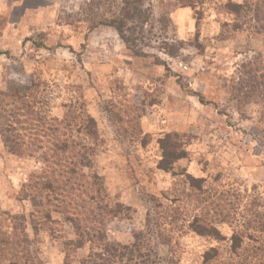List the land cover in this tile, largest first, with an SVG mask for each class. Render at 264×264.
<instances>
[{
  "label": "rangeland",
  "instance_id": "1",
  "mask_svg": "<svg viewBox=\"0 0 264 264\" xmlns=\"http://www.w3.org/2000/svg\"><path fill=\"white\" fill-rule=\"evenodd\" d=\"M120 1L0 0V102L9 110L0 113V264H80L90 255L93 246L74 249L68 207L39 185L48 167L60 172L54 163L92 152L90 169L71 178L103 180L112 202L131 210L105 221L107 241L130 245L148 230L153 264H201L212 248L225 257L233 232L264 226V101L240 91L250 70L264 75V26L247 14L233 32L243 16L225 4L241 0H203L180 10L185 20L174 3L147 0V19L127 27L130 51L113 29L90 30L118 14ZM167 135L186 152L168 173L157 168ZM62 141L73 151L61 153ZM184 174L205 181L209 201L198 214L215 219L208 204L225 205L216 226L225 241L168 225L167 197L186 190ZM257 238L247 252L262 250L264 233Z\"/></svg>",
  "mask_w": 264,
  "mask_h": 264
},
{
  "label": "trees",
  "instance_id": "2",
  "mask_svg": "<svg viewBox=\"0 0 264 264\" xmlns=\"http://www.w3.org/2000/svg\"><path fill=\"white\" fill-rule=\"evenodd\" d=\"M146 1L147 0H121L118 14L99 19L98 22L91 25L90 30L97 27L111 28L116 32L126 48L129 49L130 38L126 35L129 32L127 27L132 23L141 20L144 21L145 18L147 19L145 10L143 9ZM159 1L172 2L177 5V9H194L203 2V0ZM225 7L228 11L227 14L239 18L241 15L243 16V23L241 25L233 24V32L242 30L248 18L247 14H250L251 21L256 25H260V29L262 30V26H264V0H244L240 4L228 1ZM228 27H230L229 24H223V28ZM247 75L250 77L240 88V91H243L247 98L261 96L260 98L264 101V75L258 74L257 71L252 72L251 70L247 72ZM14 94V97H17L18 93L14 92ZM7 108V106L3 107V102H0L1 114H6L9 111ZM16 112L18 113L19 111L16 109ZM14 114L15 113H11L8 117ZM8 142V140L5 141V144ZM159 144L162 154L157 168L160 171L168 173L177 161L186 157V152L183 150V146L177 147V143L174 144L172 137L169 135L161 140ZM72 146H74V144L62 141L60 144L61 153L73 151ZM92 149L93 147L89 148L83 146V150H85L86 153H91ZM78 157L80 159L78 162L66 158L61 160L59 164L54 163L55 167L60 171L56 176L51 171L52 168L48 167L49 164H47L49 168V173H46L47 179L39 186L42 188V191L49 192L51 189L54 190L57 197L56 202L68 207V211L63 214V216L64 222L71 225L73 228L76 237L74 249L79 250L85 245L93 246L94 249H91L90 255L86 259H83L80 264H153L151 258H155V254L152 248L147 245L149 239H147V236L150 234L148 230H146L147 232L145 233H134L132 235L133 242L130 245H121L118 243L111 244L107 241L106 232L103 230L105 221L118 218L121 220L128 219L127 216L131 210L120 203L112 202L106 193L103 180L97 175H86L82 172V174L78 175V178H71V175H75L76 168H80L81 170L90 169L93 152L90 158L87 157V154H85L84 157ZM47 162L48 161L45 160V164ZM50 165H52V163ZM183 178L185 185H187L186 190L181 192L173 191V194L170 196L171 198L167 197V203L169 204L167 208L171 213V215L167 214V219H169L167 220L168 225L176 229V223L181 221L186 226L187 231L196 236L208 238L216 242L225 241L216 229L218 224L225 223L224 219H220L222 215L223 217H227L224 215V209H226V207L223 206L225 205L220 204L214 206L213 203L208 204L215 209V219L212 217L211 219H207L206 217L209 216L208 213L203 214V216L202 214H198L196 212L198 209L197 206L209 201V197H204L206 194L205 190H203L205 181L195 179L188 174H184ZM75 199H77L76 202ZM151 200V202L154 201L153 199ZM66 201H69V203ZM183 202H185L187 206L185 209L180 208L181 211L171 207L176 206V204H182ZM192 203H195L193 207H191ZM205 212L206 211H203V213ZM47 217L46 219H50L49 215ZM250 223H252V225H249L250 228L244 229L243 231H235L229 239H226L229 251L227 256L221 257L219 251L212 248L201 256V264H264V244L260 251L253 249L251 253L247 252L249 246L247 244H258L259 238H257V234L264 233V226L258 225L256 228L253 222ZM8 264L20 263L14 258L10 259Z\"/></svg>",
  "mask_w": 264,
  "mask_h": 264
},
{
  "label": "crops",
  "instance_id": "3",
  "mask_svg": "<svg viewBox=\"0 0 264 264\" xmlns=\"http://www.w3.org/2000/svg\"><path fill=\"white\" fill-rule=\"evenodd\" d=\"M244 0H241L240 2H235L236 4H240V3H242ZM233 3V2H232ZM184 9H189V8H178V9H176L175 11H174V15H181V16H183L184 17V20H185V16H186V14H184L183 12H181L180 10H184ZM186 18H188V17H186Z\"/></svg>",
  "mask_w": 264,
  "mask_h": 264
}]
</instances>
